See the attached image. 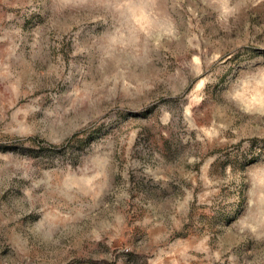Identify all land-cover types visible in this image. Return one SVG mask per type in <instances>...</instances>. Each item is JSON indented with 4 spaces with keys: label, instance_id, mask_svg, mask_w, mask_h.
<instances>
[{
    "label": "rangeland",
    "instance_id": "1",
    "mask_svg": "<svg viewBox=\"0 0 264 264\" xmlns=\"http://www.w3.org/2000/svg\"><path fill=\"white\" fill-rule=\"evenodd\" d=\"M0 264H264V0H0Z\"/></svg>",
    "mask_w": 264,
    "mask_h": 264
}]
</instances>
